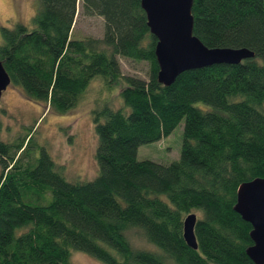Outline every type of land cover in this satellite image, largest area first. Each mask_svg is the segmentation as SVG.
Here are the masks:
<instances>
[{
  "label": "trees",
  "instance_id": "obj_1",
  "mask_svg": "<svg viewBox=\"0 0 264 264\" xmlns=\"http://www.w3.org/2000/svg\"><path fill=\"white\" fill-rule=\"evenodd\" d=\"M79 1L39 0L32 27L2 28L0 59L12 83L50 111L75 107L97 77L108 89L123 83V104L105 100L94 112L92 181H68L46 151L31 161L29 134L0 139V264H71L74 251L104 264H254L252 225L234 206L243 183L264 178V0H194L205 45L256 55L185 71L171 86L158 80L141 0H83L85 14L105 19L103 39L72 37ZM119 56L148 62L149 79L123 74ZM183 119L179 160H138L141 146ZM197 213L196 251L184 220ZM131 230L158 250L134 248Z\"/></svg>",
  "mask_w": 264,
  "mask_h": 264
},
{
  "label": "rangeland",
  "instance_id": "obj_2",
  "mask_svg": "<svg viewBox=\"0 0 264 264\" xmlns=\"http://www.w3.org/2000/svg\"><path fill=\"white\" fill-rule=\"evenodd\" d=\"M38 5L39 0H0V44L3 43V27L13 28L19 23L32 27V19L38 10ZM104 33L105 19L99 15L85 14L83 0H80L72 37L103 39ZM119 61L123 74L149 79L148 62L134 61L120 56ZM122 87L123 83L117 81L111 89H108L102 78H94L78 104L69 111L60 113L50 111L45 103L29 99L19 85L12 83L3 92L0 103L2 131L0 139L13 142L14 139L17 141L29 134L32 143L26 155L31 161L37 162L41 153L46 151L64 172L68 181H92L99 174L96 160L98 137L95 131L94 112L105 106L103 103L105 100H108L112 107H120L123 104L119 96ZM184 124L183 119L169 137L157 143L141 146L138 151V160H149L160 164L179 160ZM1 172L0 163V174ZM197 216L200 217V214L197 213ZM127 235L134 248L158 250L150 245L138 231L131 230L127 232ZM71 264L104 263L88 254L74 251Z\"/></svg>",
  "mask_w": 264,
  "mask_h": 264
},
{
  "label": "water",
  "instance_id": "obj_3",
  "mask_svg": "<svg viewBox=\"0 0 264 264\" xmlns=\"http://www.w3.org/2000/svg\"><path fill=\"white\" fill-rule=\"evenodd\" d=\"M194 0H141L150 33L157 38L155 54L160 71L158 80L171 86L179 75L188 70L216 64H240L254 58L248 48L208 47L194 33ZM12 84V78L0 59V103L3 92ZM234 211L252 225L253 246L247 250L254 264H264V178L243 183L237 191ZM196 214L184 220V238L187 245L198 250L195 228Z\"/></svg>",
  "mask_w": 264,
  "mask_h": 264
}]
</instances>
